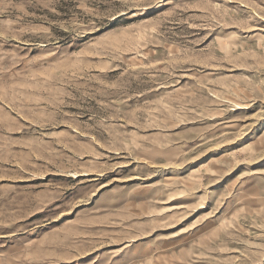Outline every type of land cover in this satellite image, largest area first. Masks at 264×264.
<instances>
[{
	"label": "rangeland",
	"instance_id": "374dc122",
	"mask_svg": "<svg viewBox=\"0 0 264 264\" xmlns=\"http://www.w3.org/2000/svg\"><path fill=\"white\" fill-rule=\"evenodd\" d=\"M0 264H264V0H0Z\"/></svg>",
	"mask_w": 264,
	"mask_h": 264
}]
</instances>
